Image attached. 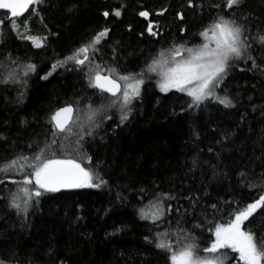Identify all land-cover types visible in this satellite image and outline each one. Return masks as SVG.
I'll use <instances>...</instances> for the list:
<instances>
[{
    "label": "trees",
    "instance_id": "16d2710c",
    "mask_svg": "<svg viewBox=\"0 0 264 264\" xmlns=\"http://www.w3.org/2000/svg\"><path fill=\"white\" fill-rule=\"evenodd\" d=\"M187 3L45 0L36 6L41 16L28 19L31 27L43 30L42 47L18 36L13 20L0 10V79L9 72L16 76L15 82L0 83V165L18 155L29 157L17 166L20 171L0 173V260L5 264H170V253L156 247L158 233H167L174 249L193 239L201 249L209 247L216 224L228 223L264 194V45L259 41L264 0H244L235 15L224 0H194V8ZM33 7L15 20L27 19ZM145 8L151 14L163 11L151 19L157 37L148 34V22L138 16ZM116 10L120 17L113 14ZM220 15L245 26L251 45L246 56L260 65L253 68L246 57L235 61L216 90L222 97L227 94L234 107L211 100L189 108L190 97L176 90L161 92L152 73L127 120L120 121L118 109L105 107L96 116L99 127L92 128L87 106H107L114 97L88 86L87 69L71 63L52 67L108 28L94 62L118 67L122 75L139 73L166 45L198 40ZM29 64L35 71L28 72ZM68 103L76 108L74 119L84 110L81 128L74 127V119L70 124L73 131L92 135L84 136L79 152L71 150L74 136L56 137L57 149L61 142L70 146L66 152L57 150L56 158H75L106 183L45 193L38 201L33 198L27 213L18 212L11 207V194L19 187L13 181L22 184L31 172L34 154L54 139L50 116ZM154 206L163 210L155 223L150 215L142 217V212L155 213ZM243 227L264 236V208ZM220 253L227 255L225 264H243L231 249Z\"/></svg>",
    "mask_w": 264,
    "mask_h": 264
},
{
    "label": "snow or ice",
    "instance_id": "6c2138e0",
    "mask_svg": "<svg viewBox=\"0 0 264 264\" xmlns=\"http://www.w3.org/2000/svg\"><path fill=\"white\" fill-rule=\"evenodd\" d=\"M44 2L45 0H0V9L7 10L11 14V18H16L27 11L30 6H39ZM224 2L226 7L232 10V15H235L244 6V0H224ZM187 7L194 8V0H188ZM213 7H220V5L214 4ZM113 14L119 17L121 12L116 10ZM162 14L163 11L157 13V15ZM102 15L107 18L109 12L105 11ZM139 15L147 18L149 12L140 11ZM179 18L183 20L184 15L179 14ZM242 19L246 20L247 17H242ZM0 24H3V21H0ZM154 27L153 24L149 23L147 32L151 36L159 34L153 30ZM12 28L18 31L19 26L12 22ZM245 30V26L238 23L237 19L220 15L200 33L205 39L203 44L193 47H187L185 44L174 45L171 49L161 51L158 57L153 58L146 70L122 75L119 73L118 67H108L107 65L102 67L101 64L94 62L97 53L100 51L99 46L102 40L109 35L110 30L104 28L89 42L79 46L64 60L58 61L52 67L55 70L57 66L62 67L71 63L81 71L87 69L85 75L88 78V86L109 93L114 97L107 106L102 104L95 109L91 104L87 106V122L92 128L99 127L96 124V116L105 107L118 109L121 122L128 119V114L131 111L130 105L134 99L140 96L146 73H155L159 77L157 83L161 92L167 93L175 89L190 97L189 108H198L206 101L211 100H215L226 108L234 107L233 100L227 94L222 97L217 94L216 90L227 78L235 61L246 57L252 61L253 68L260 67L255 58L251 55L246 56L251 45L245 37ZM2 35L3 33L0 32V36ZM22 38L31 40L35 47L43 46L36 37L24 36ZM259 41L264 45V35L259 37ZM26 67L28 72L35 71L33 64ZM28 72H25V75ZM42 79H47V76L42 77ZM15 80V73L9 72L6 77L0 79V83L15 82ZM24 83L26 84V81ZM73 111V106L68 105L50 116L49 122L53 129L51 134L54 139L34 154L32 157L34 162L28 163L31 172L24 175L22 184L13 181L19 187L17 192L11 194V207L18 212L27 213L33 198L38 201L45 193H56L60 192L61 189L99 188L106 183L102 177L83 167L75 158H56L57 150L66 152L70 147L61 142L59 149H57L56 137L63 135L67 139L74 136L75 147L71 150L79 152L84 136L92 135V131L84 132L83 129L79 132L73 131L70 126ZM105 118L111 119V116L105 112ZM194 135H198V133L194 132ZM88 159L90 160V158ZM21 161L27 162L29 157L18 155L15 159L6 161L0 165V173L8 174L13 169L20 171L21 169L17 166ZM244 175L245 173L242 172L241 176ZM3 182L0 180V183ZM29 185L32 187L29 188ZM211 207L215 209L216 205ZM260 208H264V194L260 195L255 202L236 211L234 218L230 219L228 223L216 224L215 239L209 247L201 249L193 239L191 242L183 244L179 249H174L167 233L157 234L155 238L156 247L170 253L171 264H225L227 255L220 253L221 249H231L238 253L239 260L243 264H264V236H256L251 230H244L243 227L245 222L249 221V218ZM161 215L162 212L152 214L153 222L155 223ZM142 217L148 218V215L142 212ZM119 230L117 229V231ZM146 239L148 238L146 237ZM185 239L189 238L185 237ZM201 253L210 255L205 256ZM0 264H5V262L0 260Z\"/></svg>",
    "mask_w": 264,
    "mask_h": 264
},
{
    "label": "rangeland",
    "instance_id": "374dc122",
    "mask_svg": "<svg viewBox=\"0 0 264 264\" xmlns=\"http://www.w3.org/2000/svg\"><path fill=\"white\" fill-rule=\"evenodd\" d=\"M34 9H33V11L28 15V17H27V19H23V20H21V21H17V20H13L12 22H14V23H16L18 26H19V28H18V31L17 30H15V32H17V34H18V36H21V37H24V36H32V37H36V38H38L39 40H40V42L41 43H43V33L41 34V32H43V30H41V29H34L33 27H31L30 25H29V21L32 19V17H40L41 15L37 12V7L35 6V7H33ZM38 15V16H37ZM28 19H29V21H28ZM12 22H11V25H12ZM37 30V31H36ZM205 42V39H204V37L203 36H200V38L198 39V40H196V41H194V42H191L189 39L188 40H182L180 43L181 44H185L187 47H193V46H199V45H201V44H203ZM178 43V42H177ZM177 43L176 42H174V43H172V44H168V45H166L164 48H162V49H160V51H159V53L161 52V51H167L168 49H171L174 45H177ZM178 45H180V44H178ZM158 57V56H157ZM148 65L149 64H147L146 65V67L143 69V70H146L147 68H148ZM153 74H155V73H153ZM153 74L152 73H146V78H145V83L146 82H148L149 80H150V78H149V76L150 75H152L153 76ZM156 75V74H155ZM149 78V79H148ZM156 78H157V82H158V80H159V77L156 75ZM146 80H148V81H146ZM142 89L143 88H141V91H142ZM173 90H175V89H173ZM113 109V108H112ZM83 115H84V110L82 109V110H80V112H79V115L77 114L76 116H75V119H74V127L76 128V129H79V128H81V126H82V122H83ZM160 206V205H159ZM155 210H157V207H153ZM163 210H162V208L161 207H159V209L157 210V211H155V213H157V212H162ZM152 214H154L153 212H149L148 213V216L150 215V219L152 220ZM170 264H171V261H170Z\"/></svg>",
    "mask_w": 264,
    "mask_h": 264
},
{
    "label": "flooded vegetation",
    "instance_id": "af4514ba",
    "mask_svg": "<svg viewBox=\"0 0 264 264\" xmlns=\"http://www.w3.org/2000/svg\"><path fill=\"white\" fill-rule=\"evenodd\" d=\"M141 11H148L149 12V16L147 17V18H145V17H141L139 14H138V16H140L141 18H143L145 21H146V23L148 22V25H149V23H151V24H153L154 25V21H152L151 19H152V17H162V15H157V13H161L160 11L159 12H155L154 14H151V12H150V10L149 9H147V8H145V9H143V10H141ZM140 12V11H139ZM122 14V13H121ZM121 16V15H120ZM119 16V17H120ZM117 17V16H116ZM147 25V26H148ZM148 28V27H147ZM147 28H146V31H147ZM154 31H155V29H153ZM159 30V29H158ZM157 30V31H158ZM160 34H162V33H160ZM155 37H157V36H155Z\"/></svg>",
    "mask_w": 264,
    "mask_h": 264
},
{
    "label": "water",
    "instance_id": "95a60500",
    "mask_svg": "<svg viewBox=\"0 0 264 264\" xmlns=\"http://www.w3.org/2000/svg\"><path fill=\"white\" fill-rule=\"evenodd\" d=\"M31 7V6H30ZM29 7V8H30ZM29 8L27 9V11L29 10ZM1 10H3V11H6V12H8L7 10H4V9H1ZM27 11H25L23 14H25ZM9 13V12H8ZM22 14V15H23ZM21 15V16H22ZM17 18V17H16ZM12 19H15V18H11V14L9 13V16H8V20H12ZM109 94V93H108ZM111 95V94H110ZM68 105H72L73 106V109H74V111H73V114H72V120L70 121V124L72 123V121H73V119H74V115H75V111H76V108H75V106L73 105V104H65V105H63V106H61V107H59L57 110H59L60 108H62V107H65V106H68ZM56 110V111H57Z\"/></svg>",
    "mask_w": 264,
    "mask_h": 264
}]
</instances>
